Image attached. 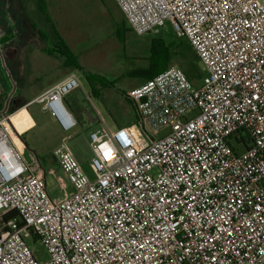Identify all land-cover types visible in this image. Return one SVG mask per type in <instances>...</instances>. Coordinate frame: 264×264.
I'll return each mask as SVG.
<instances>
[{
    "label": "built area",
    "instance_id": "2783aa9c",
    "mask_svg": "<svg viewBox=\"0 0 264 264\" xmlns=\"http://www.w3.org/2000/svg\"><path fill=\"white\" fill-rule=\"evenodd\" d=\"M115 2L137 36L170 23L204 66L200 86L170 67L128 91L141 121L90 131L95 179L64 139L53 157L72 190L58 197L0 93V264H264V0ZM79 89L72 72L25 108L69 133Z\"/></svg>",
    "mask_w": 264,
    "mask_h": 264
},
{
    "label": "rangeland",
    "instance_id": "374dc122",
    "mask_svg": "<svg viewBox=\"0 0 264 264\" xmlns=\"http://www.w3.org/2000/svg\"><path fill=\"white\" fill-rule=\"evenodd\" d=\"M33 2L36 11L28 16L35 20L37 26H27L26 37L22 42L16 41V44L11 45L16 40L17 27L8 10L6 17L15 28V37L0 27V93L11 98L14 110L25 107L27 101L44 88V84L53 82L63 72L59 65L63 63L62 58L52 51L58 49L56 44L60 40L64 41L75 55L81 69L75 71L65 67V72H76L80 77L81 89L71 94L72 104L79 105L80 112L71 109L77 120V127L69 133L63 132L41 105L33 104L28 110L24 109L21 114L24 121L16 128L20 133L25 132L22 134V139L28 145L25 160L31 162L32 154L36 153L42 167L39 175L46 172L49 191L56 194L60 190L59 194H64L71 190L53 157L54 151L70 136L66 141L67 146L84 173L90 179H95L96 175L91 167L94 152L89 139L90 131L100 128L103 121L112 129L118 128L110 113L117 118L119 124L133 125V106L121 92L127 94L144 81L130 74L148 66L154 39L161 38L169 44L181 38L176 36L170 23L159 34L137 36L129 31L128 23L115 0H32ZM31 8L33 7H26L27 11H31ZM119 33H124L123 40L118 36ZM25 46V52L19 55L20 49ZM180 60L173 55L170 67L179 68L175 63ZM19 61L22 64L20 71L17 69ZM200 64L204 73V66ZM57 66L61 70L52 72ZM18 73L21 75L19 80ZM86 74L115 82V87L103 89L102 97L97 98L85 79ZM134 131L139 135L137 129ZM165 133L163 131L155 137ZM12 136L14 143L22 148L20 139L14 134ZM29 243L40 262L48 260V253L40 241L31 240Z\"/></svg>",
    "mask_w": 264,
    "mask_h": 264
},
{
    "label": "trees",
    "instance_id": "16d2710c",
    "mask_svg": "<svg viewBox=\"0 0 264 264\" xmlns=\"http://www.w3.org/2000/svg\"><path fill=\"white\" fill-rule=\"evenodd\" d=\"M129 31L131 30L129 29ZM118 36L122 40L125 37L124 33H119ZM57 40L59 39L57 38ZM56 47L58 49H53L52 51L56 52L54 54H57L60 58H62L65 67L72 68L75 71H79L81 69L75 55L72 53V51L69 49V47L64 41L60 40L56 44ZM173 55L178 56L181 59L180 62H176L175 64L179 66V68L184 72V74L194 84L195 87H199L201 83L200 81L202 80V77L204 75L200 67L201 62L197 54L193 50L192 46L190 45V43L187 40H184L183 38H181L179 41H176L175 43L172 42L169 44H167L161 38L154 39L151 45L150 57L148 59L149 62L148 66L135 70L130 74V76L138 77L142 79L144 82H146L154 78L156 75L160 74L161 72L165 71L166 69L170 68L171 66L170 60L172 59ZM85 79L87 80L92 93L97 98L102 97L101 92L103 89L115 87V82H109L107 79L102 77L86 74ZM121 93L126 98V100L133 106V115L135 119L133 124L140 122L141 121L140 114L137 111L135 103L129 98L128 92L127 94L125 92H121ZM65 102L68 108L70 109V111L71 109L74 110L75 112L79 111V105L74 106L72 104L71 95L66 97ZM0 109H2V104H0ZM110 116L113 122L118 125V127H123L121 123L120 124L118 123L117 118L112 113H110ZM21 139H22V135H21ZM22 141L27 145L25 140L22 139ZM36 158L38 159V161H41L38 156H36ZM16 216H17L16 212H10L4 216V219L8 220L11 218H15Z\"/></svg>",
    "mask_w": 264,
    "mask_h": 264
},
{
    "label": "crops",
    "instance_id": "0c3cea01",
    "mask_svg": "<svg viewBox=\"0 0 264 264\" xmlns=\"http://www.w3.org/2000/svg\"><path fill=\"white\" fill-rule=\"evenodd\" d=\"M38 2H39V0H38ZM27 6L28 7H31V6L33 7V8H31V11H27V9H26ZM35 6L36 5H35L34 2L32 3V0L31 1L30 0H0V27L2 29H4L6 32L12 33V37H15V35L13 36V30H15V28L12 27L13 24L10 21V19L6 17L7 10L11 13L12 18H13V22L16 23V27H17V33H16V38H15L16 40H15V42L11 43V45L12 44H16V41L18 43V42H22V40L25 39V37H26L25 36V32L28 29L27 26H30L32 28L37 26V23L35 22V20L28 16L29 13L31 14L32 12L36 11L35 8H34ZM25 49H26V46L23 49L21 48L20 52H19V55L21 53L25 52ZM59 65L62 66L61 67L63 69L62 74L58 75L57 77H55L53 79V82H49V83L44 84V88L42 90H39L38 92H36L35 96H33L31 99H29L27 101V103H29L35 97H37L38 95H40L41 93H43L44 91L49 89L51 86H53L54 84H56L59 81H61L62 79H64L67 75L72 73V72H70V73L69 72L68 73L65 72V66L63 65V63H60ZM21 68H22V64L19 61V65L17 67L18 71H20ZM61 68L59 66H57L55 69H52V72L59 71V70H61ZM20 77H21V75L18 73V80L20 79ZM26 109L28 110V107ZM23 121L24 120L22 118L20 125L23 123ZM23 133H25V132H23ZM23 133H20V134L22 135ZM20 141L23 144V147L20 148V150L23 153V156H25V153L27 152L28 148H27V145L22 141L21 137H20ZM36 156H38L36 153L32 154L33 158H35ZM32 157H31V161L33 159ZM66 182H67V180H66ZM67 185L69 186L70 190H72V188L68 184V182H67ZM59 193H60V190L56 194H52L51 193V195L53 197H58V196L61 195Z\"/></svg>",
    "mask_w": 264,
    "mask_h": 264
},
{
    "label": "bare ground",
    "instance_id": "6f19581e",
    "mask_svg": "<svg viewBox=\"0 0 264 264\" xmlns=\"http://www.w3.org/2000/svg\"><path fill=\"white\" fill-rule=\"evenodd\" d=\"M24 109H25V107H23V108H21L15 115H13V117H12V121H13V123H14V125H15V127L17 128L19 125H20V123H21V119H22V117H21V114H22V112L24 111ZM14 140V139H13Z\"/></svg>",
    "mask_w": 264,
    "mask_h": 264
}]
</instances>
